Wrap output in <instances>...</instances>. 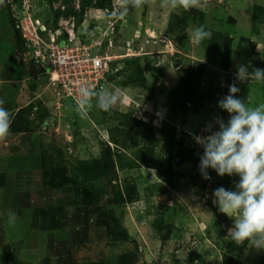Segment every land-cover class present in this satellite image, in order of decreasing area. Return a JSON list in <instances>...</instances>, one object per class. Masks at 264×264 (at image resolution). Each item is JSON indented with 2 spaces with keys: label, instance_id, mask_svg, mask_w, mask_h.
Here are the masks:
<instances>
[{
  "label": "rangeland",
  "instance_id": "obj_1",
  "mask_svg": "<svg viewBox=\"0 0 264 264\" xmlns=\"http://www.w3.org/2000/svg\"><path fill=\"white\" fill-rule=\"evenodd\" d=\"M97 1L99 0H92L82 20H77V32L83 41L99 36L100 31L108 26V17L103 14L105 7L110 9L113 4L119 8L120 0H106L103 8L96 7ZM239 1L233 7H229L226 1L219 4L210 2L212 11L207 15L219 17L222 24L214 29L201 18L200 10L192 9L171 11L173 13L170 20L162 19L160 24L166 31L160 28L156 30L158 25L154 24V29L150 32L147 29L150 26L148 7L131 10L126 17L115 23V34L112 36L115 53L128 56L116 61L117 64L112 66L111 79L101 86H107L112 91L119 90L118 104L109 112L94 107L87 119H82L74 110L75 107H68L79 125L90 129L91 121L99 130L100 133L96 132L93 136L90 132L84 134L88 137L85 138L88 142H95L99 146V156L95 161L101 159L105 145L114 151L113 154L119 156V159L114 156L115 177L112 176L110 182L101 177L80 181L91 188L96 197L95 205L89 207L85 215L86 224L93 231L94 245L99 248V251L94 252L98 254L95 255L96 259H92L99 264H117L115 260L119 256L129 253L134 258L133 264H224L225 258L228 264H264V250L248 247L247 242L237 246L226 237L228 229L233 226V220L221 214L213 202L215 189L224 187L234 191L239 177H218L209 169L211 179L204 180L199 171L203 148L193 139L196 135L209 134L200 133V123L205 122L204 131L206 125L212 123L216 117L227 122L229 115L218 107V102L228 95L230 84L235 83L240 89L236 94L237 98L245 101L247 97L250 98L251 106L264 103V82L236 80L240 65H246L249 73L253 69H264V23L256 24V32L253 31L252 24L253 7H264V0ZM74 2L75 0H71L68 8ZM54 4L49 0H3L0 4V78L17 80L18 83L16 86L0 82V96L2 94L6 98L12 97L17 91H21L28 98L40 94L54 97L52 89L47 85V79L40 77L37 69L33 67L30 52L19 48L8 17L9 13L16 24L21 17L28 16L32 20H38L49 30L53 21ZM200 25H204L207 31L215 30L212 35L214 33L222 36L219 53L217 45L212 46L211 39L200 45L192 42L191 31ZM142 37L155 42L165 41L170 46L167 50L169 53L140 56L138 41ZM219 40L220 37L217 41ZM138 68L144 75V83L137 80L136 83L125 86L124 83H128L127 77L134 76ZM188 73L200 76L197 84L198 97L194 103L187 104L188 111L183 112L175 106L173 96L179 79ZM171 75L177 82L163 83V78H170ZM37 76L43 86L37 83ZM28 77L31 80L23 83ZM170 94L173 96L166 99ZM40 103L39 100L34 101L24 107L23 111L39 109ZM66 104L67 101L63 105ZM149 108L160 111L165 121H153V116L145 115L148 113L144 109ZM130 119L135 121L132 123ZM124 122L134 126L124 125ZM144 123L152 125L155 135L153 167L131 168L129 165L137 160V151L151 143L149 139L141 141ZM173 129L179 131L181 146L173 147L171 171L176 186L170 188L167 182V160ZM121 130L129 131L130 138L120 135ZM213 130H217V126L214 125ZM76 138L79 142V138ZM64 150L56 151L65 155ZM180 150L187 158L183 163L175 158V153ZM189 158L198 159L199 163L189 162ZM73 166L69 164L67 167L72 171ZM149 169L155 170V174L148 171ZM70 170L66 168V171ZM118 193L123 197L129 193L133 199L131 202L117 204L115 195ZM209 202L215 212L211 210ZM102 213L107 217L106 220L101 216ZM124 231L129 237L128 240L118 236ZM230 244L236 246L232 253L228 249Z\"/></svg>",
  "mask_w": 264,
  "mask_h": 264
},
{
  "label": "crops",
  "instance_id": "obj_2",
  "mask_svg": "<svg viewBox=\"0 0 264 264\" xmlns=\"http://www.w3.org/2000/svg\"><path fill=\"white\" fill-rule=\"evenodd\" d=\"M225 1L229 7L240 3L239 0H211L216 4ZM211 6L212 3L200 12L201 18L214 29L221 21L219 17L207 15L211 14ZM147 7L150 12V26L147 29L152 32V25L155 24L158 25L156 30H165L161 28V20L169 21L173 12L161 9L159 0ZM169 47L166 45L167 50ZM167 50L162 55L169 53ZM35 78L43 86L40 78ZM163 79V83L177 82L173 76ZM0 80L4 85L18 84L17 80ZM28 80L31 77L21 81L24 83ZM20 92L17 91L12 97L0 96V99L5 100L4 107L12 113L13 119L20 109L28 107L30 103L37 100L41 103L39 109L25 111L21 119L22 123H28V131L10 132L7 141L0 143V264H99L95 261V255L98 254L94 253L99 248L92 240L93 231L86 224V212L79 202L75 187L67 184L60 189L51 188L46 184L42 168L43 163H46L53 168L70 170L67 166L73 164L72 171H67L68 177L82 180L83 174L78 172V165L90 163L99 156L98 144L88 142L84 134L90 132L93 136L99 130L91 121L88 122L90 129L79 125L69 112L70 103L56 109L54 97L40 94L28 98ZM154 113L160 111L152 109V120H155ZM204 123L199 126L202 134H205ZM75 133H78L76 137L79 142L74 137ZM57 149H65V155H61ZM10 212L16 214L14 224L8 222Z\"/></svg>",
  "mask_w": 264,
  "mask_h": 264
},
{
  "label": "clouds",
  "instance_id": "obj_3",
  "mask_svg": "<svg viewBox=\"0 0 264 264\" xmlns=\"http://www.w3.org/2000/svg\"><path fill=\"white\" fill-rule=\"evenodd\" d=\"M210 2L211 0H159V7L170 11L206 10ZM2 3L3 0H0V4ZM156 3L157 0H120L119 8L110 15L123 19L131 10H142L145 6ZM211 35L204 25H200L192 29L191 40L200 45L203 41L211 39ZM161 42H164L163 52H166L167 44L165 41ZM236 80L264 82V69H253L249 73L246 65H240L237 68ZM239 91L235 83L230 84L228 95L218 102V107L229 115L227 122L221 117H216L204 129L209 134L196 135L193 139L203 148L199 171L204 180L211 179L209 169L218 177H239L234 191L219 187L213 192V202L219 212L233 220V226L228 229L226 237L237 246L247 242L248 247L264 250V103L251 106L249 97L246 101L236 97ZM119 100V90L112 91L107 86L97 89L81 84L74 110L82 119H87L94 107L109 112ZM4 105L5 100L0 99V143L7 141L13 119L12 113ZM144 112L153 116L150 114L151 109ZM154 114L153 121H165L162 113ZM214 125L217 126L215 131ZM148 171L155 174V170ZM16 219V214L10 212L9 224H14Z\"/></svg>",
  "mask_w": 264,
  "mask_h": 264
},
{
  "label": "built area",
  "instance_id": "obj_4",
  "mask_svg": "<svg viewBox=\"0 0 264 264\" xmlns=\"http://www.w3.org/2000/svg\"><path fill=\"white\" fill-rule=\"evenodd\" d=\"M64 1L55 0L54 10L65 12L68 5ZM79 2L75 0L73 6H69L73 14L59 16L54 30H47L41 22L28 16L21 17L15 24L30 52L33 67L40 77L47 79V85L52 89L56 109L63 107L66 101L75 107L81 84L99 89L108 82L112 64L128 56L115 53L112 36L115 34L114 25L119 19L110 14L117 11V5L112 4V8L103 9L104 16L108 17V26L100 31L99 36L83 41L77 32L74 14L80 10ZM140 55L144 54L141 52Z\"/></svg>",
  "mask_w": 264,
  "mask_h": 264
},
{
  "label": "trees",
  "instance_id": "obj_5",
  "mask_svg": "<svg viewBox=\"0 0 264 264\" xmlns=\"http://www.w3.org/2000/svg\"><path fill=\"white\" fill-rule=\"evenodd\" d=\"M105 1L106 0H99L96 2L97 4V8H103L105 5ZM49 2H51V4H54L55 0H49ZM66 5H69V3L71 2V0H65L64 1ZM92 4V0H80V10L79 12H75V16L77 18L78 21H81L84 13L86 11V9ZM63 15L65 17L69 16L70 14H73L72 9L67 8L65 10V12L61 13L58 10H53V21H52V25L50 30H54L56 28V23L57 20L59 18L60 15ZM8 17L10 20V23L13 27V30L15 32V37H16V41L19 44V48L22 49L24 51V49H27L26 47V43L25 41L22 39L20 33L15 29V23L13 21V19L11 18V16L8 13ZM257 23H264V7L261 6H254L253 10H252V24H253V31L256 32L255 27L257 26ZM212 34V32H211ZM214 35V36H213ZM213 35H211V44L212 46H216L218 47L217 49V53L220 52V41L222 36L220 35H216L213 33ZM215 37V40L214 38ZM220 40L217 41V39ZM26 47V48H25ZM125 62V61H124ZM114 64H117L116 62L112 64V66ZM262 67L264 68V54H263V58H262ZM113 68H111L112 70ZM121 73V72H119ZM111 74V71H110ZM107 77V80L109 81V79H111V76ZM136 75V76H135ZM127 77V76H126ZM199 79L200 76L198 75H193V74H187L184 78L179 79V85L177 88H175V94L174 96L171 95H167V98L169 100V97H174L175 98V106L179 108V110L186 112L188 111V107L187 104H192L194 103V101L197 99L198 95H197V89L198 86L197 84H199ZM137 80L142 81V83H144V75L141 71V69H137L136 73L131 76L127 77L126 82L128 83H124L125 86H129L130 84H134L137 82ZM171 109H173L171 107ZM23 109H20L14 119L12 120V124H11V128H10V132H23V131H28L29 127H28V123H22L21 119H23V115L25 113V111L27 109H25V111H23ZM133 123V119H130ZM124 125L128 126V122H124ZM130 127L134 126V124H129ZM152 125L150 123L145 124L144 123V127L145 129H143V133L140 135L141 141L145 142L146 139H149L151 141V143L147 146H143L142 148H140L137 151V160H135L133 163H131V165H129L131 168L135 167V168H140V167H153V162L155 160L154 157V147L156 146V141H155V135L153 133V129L151 127ZM174 131L171 132V145L169 146V151H168V165H169V181L168 182V186L170 188H175L176 186V180L173 178L174 175H172V171H171V161L173 159V147L175 145L181 146V139L179 137V131L176 129H173ZM129 131H125V130H121L119 132V134L124 135V136H128L130 138V135L128 133ZM114 140V139H113ZM116 142V141H115ZM126 146H124L125 148ZM127 149V147H126ZM114 151L111 150L110 147H108L107 145H105L102 155H101V159L95 161L93 160L90 163H82L79 164L77 167L78 172H80L81 174H83V178L82 180H90L92 178H105L106 180H108V182L111 181V177L114 176L115 177V170H114V156L116 158L119 159V156L116 154H113ZM175 158H177L179 163H183L184 161H186V156L183 154V152L180 150L178 152L175 153ZM189 162H193V163H199L198 159H191L189 158L188 160ZM138 164V166H137ZM43 174H44V178L46 179V184L49 185L51 188L53 189H60L63 188L64 186H66L67 184H72L73 187H75L77 194L79 196V202L82 204V206L85 209V212L89 211V207L94 206L95 205V193L94 191L89 188L88 186H85L83 184L80 183V181H76L73 178L68 177L67 175V171L64 168H53L49 165H47L46 163H43ZM115 200L117 204H124L125 201H132L133 197L132 195H130L129 193H127V195L125 197H123L120 193H118L117 195H115ZM209 198V197H207ZM211 210L213 212H215V209L212 207L211 203H208ZM102 217H104V219L106 220V216L104 213L101 214ZM118 235V234H117ZM123 240H128L129 237L128 235L124 232H122L121 234H119L118 236ZM229 248V253L233 252L234 249H236V246H234V244H230L228 246ZM115 261H117V264H133L134 263V258L131 256V254H123L121 256H119ZM262 262H264V259H262ZM224 264H228L227 262V258H225ZM263 264V263H262Z\"/></svg>",
  "mask_w": 264,
  "mask_h": 264
},
{
  "label": "water",
  "instance_id": "obj_6",
  "mask_svg": "<svg viewBox=\"0 0 264 264\" xmlns=\"http://www.w3.org/2000/svg\"><path fill=\"white\" fill-rule=\"evenodd\" d=\"M139 46L141 48V51L144 54H156L161 53L165 50V44L164 42H154L151 39L147 37H142L139 39Z\"/></svg>",
  "mask_w": 264,
  "mask_h": 264
}]
</instances>
